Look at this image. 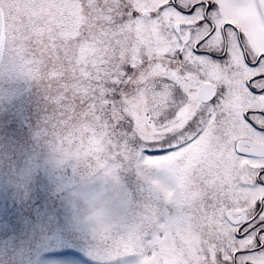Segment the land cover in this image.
Segmentation results:
<instances>
[{"label": "snow or ice", "instance_id": "1", "mask_svg": "<svg viewBox=\"0 0 264 264\" xmlns=\"http://www.w3.org/2000/svg\"><path fill=\"white\" fill-rule=\"evenodd\" d=\"M43 96L38 138L115 173L147 153L170 208L101 253L139 264H264V0H0V77Z\"/></svg>", "mask_w": 264, "mask_h": 264}, {"label": "rangeland", "instance_id": "2", "mask_svg": "<svg viewBox=\"0 0 264 264\" xmlns=\"http://www.w3.org/2000/svg\"><path fill=\"white\" fill-rule=\"evenodd\" d=\"M37 89L25 79L4 75L0 77V102L11 111L20 108L28 112L27 102ZM35 118L36 129H40L39 115ZM32 144L27 153V148H22V153L16 154L17 170L0 168V245L26 248L28 264H139L135 255L112 261L101 253L104 245L89 219L88 205L103 206L113 235L122 234L146 209L171 207L153 183L173 191L171 173L144 167L148 154L137 157L133 147L127 159L114 161L115 179L103 171L86 177L90 169L84 164L61 162L39 138ZM22 168L29 172L23 188L11 180Z\"/></svg>", "mask_w": 264, "mask_h": 264}, {"label": "trees", "instance_id": "3", "mask_svg": "<svg viewBox=\"0 0 264 264\" xmlns=\"http://www.w3.org/2000/svg\"><path fill=\"white\" fill-rule=\"evenodd\" d=\"M33 93L35 94L31 97L32 99L27 102L28 112H25L24 109L20 110V108H15L11 111V108L4 107V104L0 102V160L4 161L0 168L4 170H17L19 163L14 159L16 154L22 153L20 152L22 148H27V153L30 144L34 143V139L38 138L37 134L40 129H36V118L35 121L33 118L38 114L39 122L42 126L45 102L38 89ZM23 108H25V105ZM28 113H31L32 116H29ZM22 116L26 117L22 119L20 118Z\"/></svg>", "mask_w": 264, "mask_h": 264}, {"label": "clouds", "instance_id": "4", "mask_svg": "<svg viewBox=\"0 0 264 264\" xmlns=\"http://www.w3.org/2000/svg\"><path fill=\"white\" fill-rule=\"evenodd\" d=\"M3 163L4 161L0 160V165H3ZM96 172L97 171L90 169L89 172L86 174V177L94 175ZM104 175L112 176V178L115 179V173H104ZM28 180L29 172L26 168H22L20 171L14 174L13 183L23 188L27 185ZM88 206L91 210V215L89 216V219L92 220L96 226L100 223H106L105 209L103 206L96 207L91 203ZM0 264H28L27 249L23 247L17 249H10L6 246L0 245Z\"/></svg>", "mask_w": 264, "mask_h": 264}]
</instances>
